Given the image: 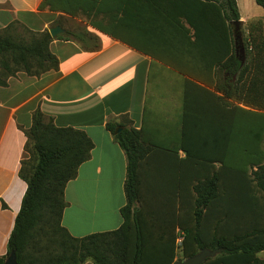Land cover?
<instances>
[{"label": "trees", "instance_id": "trees-1", "mask_svg": "<svg viewBox=\"0 0 264 264\" xmlns=\"http://www.w3.org/2000/svg\"><path fill=\"white\" fill-rule=\"evenodd\" d=\"M254 2L264 9V0ZM87 6L93 14L117 4L43 0L40 5L68 15L86 14ZM156 8L157 17L144 20L156 49L141 52L180 77L181 115L173 135L166 85L159 83L149 105L146 89L140 129L106 124L126 159L120 227L77 238L61 225L64 189L89 160L93 143L83 131L56 127L37 108L23 130L18 175L27 187L0 264L10 256L16 264H173L177 231L183 258L208 249L220 253L201 264H264L255 256L264 251V114L235 104H241L248 73L230 25L239 20L236 2L160 0ZM51 40L47 31L34 33L14 23L3 30L0 86L18 72L39 77L56 70ZM252 80L255 84L257 77Z\"/></svg>", "mask_w": 264, "mask_h": 264}, {"label": "crops", "instance_id": "crops-1", "mask_svg": "<svg viewBox=\"0 0 264 264\" xmlns=\"http://www.w3.org/2000/svg\"><path fill=\"white\" fill-rule=\"evenodd\" d=\"M42 1L0 0V33L14 23L34 33L59 26L62 32L57 36H63L52 38L48 46L58 60L56 70L39 77L18 72L6 80V86H0V258L6 254L27 187L18 175L25 155L23 130L30 128L31 115L37 108L52 118L56 127L83 131L93 143L89 160L79 166L76 178L64 189L67 206L61 225L77 238L113 231L122 223L119 210L125 204L126 159L106 124L122 122L140 129L152 68L167 77V121L173 135L178 131L175 125L181 115L177 108L180 77L152 55L141 52L150 54L156 49L150 37L152 27L144 20L157 17L160 0H113L117 6L102 13L90 14L87 6L86 14L74 15L42 9ZM235 2L238 21L246 24L248 35L259 43L252 50L264 52V9L249 0L253 7L256 5V13L244 14L238 0ZM167 12L173 13L168 9ZM230 25L237 28L235 22ZM110 35H117L120 40ZM73 36H81V40ZM248 61L247 75L257 77L264 89V58ZM183 78L191 81L185 75ZM235 104L264 114V110ZM178 157L183 158L184 153L179 151Z\"/></svg>", "mask_w": 264, "mask_h": 264}, {"label": "rangeland", "instance_id": "rangeland-1", "mask_svg": "<svg viewBox=\"0 0 264 264\" xmlns=\"http://www.w3.org/2000/svg\"><path fill=\"white\" fill-rule=\"evenodd\" d=\"M218 1H224V0H218ZM240 3L241 11L242 13L246 14H254L256 13L255 6L250 4L249 0H238ZM18 32L22 35L23 39L28 40V35L24 34L21 32V30H18ZM233 34H234V39H235V47L237 49V57L242 63H248L250 59L254 58H264V52L262 49L260 50H252L253 45L258 41H255L253 37L249 36L247 33V26L245 23H241L240 25L237 24V28L233 29ZM259 44V43H258ZM258 44L256 46H258ZM168 76V75H167ZM247 75V78L245 79L242 89H241V98L240 102L243 105H247L248 107H252L255 109H261L264 110V89H262V82H255L253 83L252 78ZM259 80V79H258ZM167 82V77L166 75L156 71L155 69H151V71L148 73V80H147V87L148 88V94H150V97H148L147 104L152 103L153 99L151 98L153 92H154V86L153 85H158L159 83L162 84V87H165ZM251 89V90H250ZM256 89V92H253L252 90ZM261 89L262 91L258 90ZM150 90V91H149ZM217 220V219H216ZM212 222V221H211ZM208 224V222L206 221ZM213 223V222H212ZM211 226V225H210ZM178 237L176 239V246L178 247L176 249V256L175 260L179 259H186L182 257L181 254V247H180V242L182 240V234L177 231ZM199 253V252H198ZM217 256V255H215ZM214 256V257H215ZM257 258L260 260L264 261V251L258 253L255 255ZM212 257V258H214ZM210 259V258H207Z\"/></svg>", "mask_w": 264, "mask_h": 264}, {"label": "water", "instance_id": "water-1", "mask_svg": "<svg viewBox=\"0 0 264 264\" xmlns=\"http://www.w3.org/2000/svg\"><path fill=\"white\" fill-rule=\"evenodd\" d=\"M235 23L238 24L241 22L236 21ZM61 32L62 30L59 26H55L48 30V33L50 34L51 38H55ZM219 253L220 252L218 250L210 251L208 249H202L201 251H199V253L195 254L194 256L184 260L182 259L176 260L173 264H201L207 258H212ZM4 264H16L14 256H10L9 258H7Z\"/></svg>", "mask_w": 264, "mask_h": 264}]
</instances>
